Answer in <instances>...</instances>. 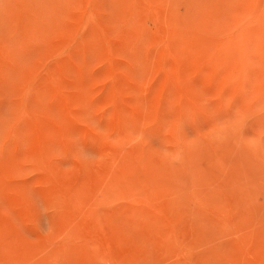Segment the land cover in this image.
I'll return each mask as SVG.
<instances>
[{"label": "rangeland", "instance_id": "1", "mask_svg": "<svg viewBox=\"0 0 264 264\" xmlns=\"http://www.w3.org/2000/svg\"><path fill=\"white\" fill-rule=\"evenodd\" d=\"M0 264H264V0H0Z\"/></svg>", "mask_w": 264, "mask_h": 264}]
</instances>
